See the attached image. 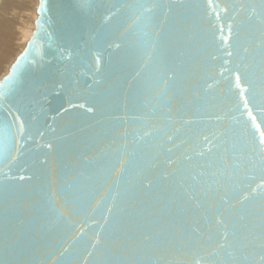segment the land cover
<instances>
[{
	"label": "water",
	"instance_id": "95a60500",
	"mask_svg": "<svg viewBox=\"0 0 264 264\" xmlns=\"http://www.w3.org/2000/svg\"><path fill=\"white\" fill-rule=\"evenodd\" d=\"M244 4L259 13L260 0H38L0 79V124L16 125L0 128V264H209L225 231L240 256L264 216L259 197L231 199L222 151L233 130L241 153L264 133L226 55L228 25L245 64L260 37L249 9L225 8Z\"/></svg>",
	"mask_w": 264,
	"mask_h": 264
},
{
	"label": "snow or ice",
	"instance_id": "6c2138e0",
	"mask_svg": "<svg viewBox=\"0 0 264 264\" xmlns=\"http://www.w3.org/2000/svg\"><path fill=\"white\" fill-rule=\"evenodd\" d=\"M139 7H145V5L140 4ZM157 7H163V5L153 3L147 8V10L151 11L153 8ZM225 8H234L238 9V11H244L246 8L249 9L250 14L248 16V21L251 23L253 28L256 25L259 26V39L257 40L255 37H250L244 41V44L247 46H243V52L248 54L251 49L252 53V55L248 57L250 63L245 64L243 58L240 56V49L242 47L241 34L238 30L233 32L232 25H228L230 36H235V44L231 50L226 52V55L229 57H236V66L234 71L237 75L235 86L239 89V95L243 100V107L245 109H249L248 115L251 116L252 113L249 105H252L253 107H260L264 110V0H260L259 13L257 12L256 5H226ZM221 33H223V29H221ZM154 35L157 38H160L162 33L160 31H156ZM221 39H224V37L221 36ZM224 43L227 44L228 40L224 39ZM148 58L151 60L152 56L149 55ZM215 58L216 57L213 56V59ZM25 59H27V57H25ZM22 64L23 61L17 62V65L13 69V76H15V73L19 71ZM97 64H99V60H97ZM254 67L259 69V76H257L256 72L253 70ZM137 75H140V73L138 72ZM171 79L172 77L169 76L168 80ZM241 81H243V86ZM209 87H211V85ZM245 93H247L246 97ZM193 99H196L195 94L193 95ZM236 110L239 111V105L236 106ZM89 111H91V109H89ZM233 118L235 119V117ZM220 119L221 117L217 116V120ZM252 119L253 123H255V117H252ZM15 127L16 125L14 123L4 122L3 124H0V128H3L5 131H10ZM258 127L259 126L257 125V128ZM24 133L25 127L21 124L17 129V134L22 138ZM242 135V131L233 130V143L231 148H223L222 151L228 153L231 161L230 163L227 161L225 162L226 167L230 169V175L227 176V182L229 192L232 193L231 199L242 197L238 200V203L244 205L254 201L257 197L264 201V184L257 186V188H252L250 192L248 191L255 179L253 172L255 170L264 172V133H261L259 142L251 145L244 153H241V151L237 148V141ZM169 139L172 138L169 137ZM204 141L206 142V145L215 146L213 144V139L209 136H205ZM19 142L20 141L17 140V143ZM208 150L211 151V148H208ZM169 151H171V149H169ZM202 154L203 152H201V155ZM7 159L8 157H4V162H7ZM21 179H23V177H21ZM54 203L55 202L53 201V205ZM229 206L231 207L232 205L229 204ZM251 214L252 213L249 212V215ZM241 219H244V217L241 216ZM219 223H223V221L221 220ZM226 227L227 225H225V228ZM259 228L260 232L258 236L255 234L254 230L250 233L252 235V239L247 241L246 248L240 250L239 257L229 248V244L231 243L228 239L229 233L225 231L221 236L222 242H220L217 246L218 249L224 250V259L221 260L217 258L214 262L210 261L209 264H247L249 257L253 255L252 251L247 250L248 248H258L259 252H257L256 255L260 257L259 264H264V216L261 218ZM208 255L218 257L219 253L217 250H214ZM196 264H201V261H197Z\"/></svg>",
	"mask_w": 264,
	"mask_h": 264
},
{
	"label": "rangeland",
	"instance_id": "374dc122",
	"mask_svg": "<svg viewBox=\"0 0 264 264\" xmlns=\"http://www.w3.org/2000/svg\"><path fill=\"white\" fill-rule=\"evenodd\" d=\"M6 3L4 6L3 3ZM38 5V0H0V16H7L4 13L5 7L8 9L13 10V12L8 11L10 13H13L14 18L20 17L22 14L29 17L24 18V22H19L16 25V35H14L13 41H14V47L13 51H11L10 57L5 61V63L2 65V70L0 71V79L8 72V69L11 65V63L14 61V59L17 57V55L23 50L26 41L29 39V35H31L32 30L34 29V20L36 18V7ZM2 21V20H0ZM27 23V25L21 29L22 32L20 34V37L18 34V29L22 24ZM24 33V34H23ZM20 38V39H19ZM1 65V60H0Z\"/></svg>",
	"mask_w": 264,
	"mask_h": 264
},
{
	"label": "bare ground",
	"instance_id": "6f19581e",
	"mask_svg": "<svg viewBox=\"0 0 264 264\" xmlns=\"http://www.w3.org/2000/svg\"><path fill=\"white\" fill-rule=\"evenodd\" d=\"M3 5L5 6L6 3L4 1ZM11 9H8L7 7H5L4 9V13L7 16H0V60H1V65H0V71L2 70V65L5 63V61L10 57L11 55V51H13V47H14V35H16V25L19 22H24V18H28L29 17L25 16L24 14H22L20 17H15L13 16V13H10L8 11H10ZM11 12H13V10H11ZM27 25V23H23L20 28L18 29V34L20 37V34L22 32L21 29H23L25 26ZM24 34V33H23ZM30 37V35H29ZM20 39V38H19Z\"/></svg>",
	"mask_w": 264,
	"mask_h": 264
}]
</instances>
